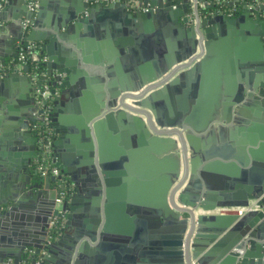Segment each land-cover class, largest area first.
<instances>
[{
  "label": "crops",
  "instance_id": "0c3cea01",
  "mask_svg": "<svg viewBox=\"0 0 264 264\" xmlns=\"http://www.w3.org/2000/svg\"><path fill=\"white\" fill-rule=\"evenodd\" d=\"M178 1L172 0L173 5L168 7H153L150 9V16L143 18L136 29L129 25L126 28L127 33H122V26L126 24L120 23L115 15L107 11L108 7H99L94 10L91 18L85 17V21L76 24L68 32H65L66 28L61 29L62 33L57 34L51 43L52 52L57 57L55 61L59 64L57 67L62 69H49L52 72L50 91L54 89V94L49 100L48 108L53 109L55 97H60L57 100L55 124L58 127L60 123L62 127L75 126L76 116L91 110H97L98 118L103 121L97 137L93 136L92 139L96 160L99 162L97 171L101 184L95 206L100 221L96 227L95 241L84 238L86 246L82 248L83 264H148L152 252L157 249L154 247V242L157 241L153 238L156 237L155 234L158 235V232L154 231L153 223H156V218L150 204L161 198L165 199L167 193L173 191L182 179L183 184L174 195L175 206L182 208L186 207L185 204H199L202 200L207 201L206 205L213 208L222 200V192L230 193L231 190H236L235 188H238L237 191L243 190L250 186L251 181L261 178L264 174V167L260 164L264 163V157L252 156L249 151L250 147H253L250 145L251 135L257 136L260 130H254L264 126V110L260 102L252 103L246 99L239 105V110L233 106L226 107L220 102V105L214 108L213 116L207 121L204 130L195 132L194 139H191L194 147L186 143V163L179 156L178 142V133H191L186 118H189L192 112L194 115L198 110L204 109L201 102L203 95L211 93L208 87L212 85L209 81L214 74L222 79L230 75V71L236 70L237 61L245 54L252 36L260 33L264 41V0H251L247 7L236 5L244 3V0H226L227 4L221 6L220 13L231 8L228 13L230 16L235 14L236 20L235 23L227 24L226 41L215 51L217 59L214 62L219 64L218 70L211 65L207 69L186 74L184 79L180 78L182 71L189 72V66L172 72L171 75L174 70H166L164 78H158L154 66L157 61L156 54L168 56V60H171L181 47L184 28L177 25L168 14V10L184 12L183 2L186 0ZM187 1L193 2L201 9L206 4L221 0ZM231 3L232 7L229 6ZM142 5L147 6H142L141 9L132 6L129 11L146 12L149 4ZM23 13V6L16 3L0 15V71L5 67V64H2L3 59L9 61L18 56L20 43L30 36L35 40L29 41L28 44L48 46L50 27L57 24L59 17L52 0H36L33 20L37 22L33 23L32 20L27 29H23L21 25L24 17H20ZM13 16L16 19H13ZM119 41L123 42L127 56L120 53ZM132 49L134 51L130 55L128 51ZM83 58L84 62L81 61ZM44 59L48 64L49 56L45 51ZM178 65L175 67H179ZM225 69L228 72H225ZM16 71L20 75L23 74L19 68ZM9 76V71L0 72V78L8 79ZM165 77L167 79L163 80ZM153 78L157 80H154L155 84L145 82ZM7 81L0 85V162L9 161L11 158L4 138L5 129L10 124H23L33 115H37L36 109L41 108L36 106L38 100L30 99L27 89L22 90L19 83ZM224 82L222 80V86H225ZM167 83L169 89H163L162 85ZM33 85L35 83L28 84L29 89L30 86L34 87ZM222 86L220 88H223ZM145 89H150L145 97L153 90H158L146 98L145 105L135 104L130 98L121 100V95L129 91L145 93ZM110 95L116 96L113 102ZM31 107H35V111L31 110ZM109 112L112 113L111 118L104 119L103 115ZM193 118L198 120L197 116ZM32 133L33 136V130ZM59 135L55 134L53 140L50 139L51 145ZM32 136L19 138L18 146L22 153H33ZM156 136L160 137L158 140L170 142L160 141L168 146V149L160 151L154 145L152 140ZM256 139V154H260L258 148L261 139ZM64 140L62 145L53 149L49 147L50 151L55 150L58 156L55 160V155L52 156L50 164L64 170V182L70 190L65 212L72 222H76L85 214H91L92 201L87 194L89 183L82 176L83 169L80 171L79 167L83 142L76 132ZM34 162L35 159L32 164ZM56 162H59V165ZM72 176L81 189L78 193L77 184L71 180ZM198 185H201V189ZM204 193H213V196L207 199L202 197ZM179 195L182 197L178 198ZM227 195L232 199L230 194ZM18 196L19 194L15 197ZM12 202L20 204L17 200ZM218 208L207 211L199 208L198 213H221ZM37 217L38 215L30 210L17 209L15 219H8L10 233L1 231L0 242L9 246H13L15 242L18 244L14 240L17 232L23 229L22 227H36ZM65 222L66 219L61 227L65 229L61 232V237L57 239L58 235L53 239H57L52 249V258L56 262L68 251L76 234L75 228ZM179 224L178 220L172 219L166 226L179 228ZM12 228L16 230L11 232ZM38 235V232H34V236ZM128 249L130 252H127ZM21 260L18 264H25L23 257ZM5 263L15 264L12 258H7Z\"/></svg>",
  "mask_w": 264,
  "mask_h": 264
},
{
  "label": "water",
  "instance_id": "95a60500",
  "mask_svg": "<svg viewBox=\"0 0 264 264\" xmlns=\"http://www.w3.org/2000/svg\"><path fill=\"white\" fill-rule=\"evenodd\" d=\"M52 1L53 7L59 13L58 22L50 27L49 36L47 37L49 45L41 47L42 52L44 53L45 51L49 56V63H46V74L42 77L50 78H52V72L49 69L56 68L62 70L61 67H57L59 65L55 61L57 57L54 56L51 48L53 39L56 38L57 34L60 35L62 33L60 32L61 29L66 28L65 32H68L76 24H81L82 21H85V17L91 18L94 15L95 9L105 6L108 7L107 11H110L120 20V23L126 24L122 26V33H127L126 28L130 25L136 29L143 18L150 16V9L153 7L163 8L173 5L172 0H116L114 2L108 0ZM179 1L182 2V0ZM16 3L23 6L24 13L20 19L30 14L24 0H4L0 6V15L7 12ZM142 4H149V9L146 12L137 11L132 13L129 11L132 6L141 9ZM183 4V13H178L177 10H168L169 17L181 28H184V31L182 32L181 47L175 52L174 58L168 60V56L156 54L157 61L156 64L154 63V66L157 70L158 78H162L166 70H174L171 71V75L172 72L189 66H191L188 69L189 72L183 73L185 71H182L179 75L180 78L184 79L186 74L207 69L211 65H214V68L218 70L219 64L214 62L217 59L215 51H218L222 46V42L226 41L227 24L235 23L236 20L235 14H231L230 16L228 13L231 8L220 13V7L227 4L226 0H221L219 5L211 2L201 9L193 2L188 3L187 0ZM232 5V3L229 4L230 7ZM236 5L247 7L248 4L244 2L237 3ZM146 6L144 5L143 7ZM13 19L16 18L13 16ZM35 21L37 22V20H33V23ZM262 36L264 37V32ZM251 38L245 54H242L240 60L237 61V69L230 71L231 74L222 79L214 74L215 76L209 81L212 82V85L208 87L211 89V93L203 95V102H201V107H204V109L198 110L194 115L192 112L189 118L185 120L189 124L191 133H178L179 156L185 163L187 154L186 143L194 147L191 139H194L196 133L204 130L207 121L213 116L212 112L215 110L214 108L220 105V102L225 104L226 107L233 106L236 110H239V105L246 99H249L252 103H262V110H264V41L260 33ZM33 40H35L34 37L30 36L22 43L28 45L29 41ZM122 45L123 42L119 41L118 48L124 56L126 53ZM125 45L130 46L129 44ZM133 51L134 49L128 52L132 55ZM81 61L84 62L85 58L81 59ZM7 63L8 61H4L3 59L2 64L6 65ZM177 64H179V67H175ZM27 68L26 65L23 67L22 75L17 73L16 70L18 68L16 67L8 69L4 67L1 69L2 73L9 71L10 76L8 79L0 78V85L7 83V80L19 83L22 90L27 89L29 91L32 101H39L36 106H40L41 108L35 111L36 106L31 107V110L35 111L37 115H33L31 118L28 115L29 119L23 124H10L4 131V138H6L7 142L6 147L11 158L9 161L0 162V236H2V232L4 231L5 233L9 232L8 227L10 225L8 219H15L17 209L19 211L22 208L30 210L38 215V217L36 218V227H22L23 229L17 232L16 237L12 236L18 244L15 242L13 246H9L0 242V264H4L7 258H12L13 263L18 264L22 261V257L27 258L25 264H35L37 261L40 264H83L82 248L86 246L84 238L87 237L90 241H95L96 227L100 221L97 213L98 209L95 206L98 201L101 184L97 171L99 162L96 160V152L92 139L93 136L97 137L98 129L103 124V121L101 118H98L97 110H91L86 111L84 115H77L75 126L65 125L62 127L60 123L59 128L55 124V120L57 117V100L60 97H55L53 109L48 108V103L54 94V89L50 91L48 99L42 97L39 87L33 85L34 87L30 86L29 89L28 84H33L34 79L31 75L27 74ZM224 71L228 72L226 69ZM139 78V80H143L141 77ZM166 79L167 77L163 80ZM154 80L156 78L148 79L145 82L155 84L157 80ZM222 80L225 81V86L221 85ZM145 82L144 84H146ZM221 86L223 88H220ZM167 87L169 89V83L162 85L163 89ZM156 91L158 90H153L148 96H152ZM148 96L145 97L143 93L135 95L133 91H129V93L121 95V100L130 98L134 100L135 104L145 105ZM110 97L112 102L116 98L114 95H110ZM122 107L127 108L125 106ZM111 114L109 112L103 115L104 119H110ZM193 116H197L198 120H194ZM32 130L34 132L33 136ZM258 130L260 131L257 136L256 134L251 135L252 141L250 140V145L253 147H250L249 151L252 156L260 158L259 155L264 157V126H260L259 129L254 131ZM74 132L80 136L83 142L82 159H79V167L80 171L83 169L82 176L89 183L87 194L92 201L91 214H85L81 220H77L76 222L71 221L67 212L59 213L58 208H55V200L59 190L65 188L67 191L69 190L67 184L64 182V170H60L61 176L57 178L53 176H41L34 170L32 164L33 159H35L36 163L45 158L51 160V157L54 155V160L57 159L58 156L55 150L47 152L45 147L48 146L53 149L57 145H62L65 142L64 139H67ZM55 134H60L59 138L55 139L51 145L50 139L53 140ZM25 136H32L33 153H22L21 148L18 146L19 138H25ZM256 137H260L261 139L258 148L260 154H256L257 148L255 146L258 144ZM157 138L160 137L156 136L152 140L154 141V145L160 151L168 149V146L161 143H168L169 141H161ZM40 141L43 142V145ZM56 164L59 165V162H56ZM260 164L264 167V163ZM100 167L104 169L102 164H100ZM191 171L193 173V169ZM192 175L190 180L192 179ZM71 180L77 184V180L73 176ZM54 183L57 187H55ZM182 184L183 179L179 181L173 191L167 193L165 199L161 198L159 201L150 204L151 208L154 209V218H156V223H153V226L155 225L154 231L158 232V235L155 234L156 237L154 236L153 238L154 241H157L154 242V247H157V249L152 252L148 259V264H224L226 262L229 264L230 262H234L233 264H238L239 262L241 264H264V174L261 178L251 181L250 186H246L243 190L237 191L238 188H235L236 190H231L230 193L222 192V200L213 208L206 205L207 201L202 200H200L199 204H185L186 207L182 208L175 206L174 195ZM77 187L78 193L81 189L78 184ZM198 188L201 189V185H198ZM213 193H204L202 197H206L207 199L212 198ZM18 194L19 196L15 197ZM227 194H230L232 199ZM182 195H179L178 198H181ZM68 197L64 199L61 205L60 209L62 211L67 209ZM14 200L19 201L20 204L13 203L12 201ZM248 205L252 206V209L241 216L236 213H213L210 215H200L198 213L199 208L207 211L218 207H242ZM9 207L12 209H8ZM52 216L63 217L66 219V225L73 226L76 231L68 251L64 253L59 262L54 261L52 258V249L55 247L54 242L61 237L60 234L65 229L60 227L57 239L48 245L45 244L47 227ZM85 219H87V223ZM172 219L179 221V228L166 226ZM15 230L16 228H12L11 232ZM34 232H38L39 235L34 236ZM8 240L10 241V239ZM129 250L127 252H130ZM221 260L224 261L221 262Z\"/></svg>",
  "mask_w": 264,
  "mask_h": 264
},
{
  "label": "built area",
  "instance_id": "2783aa9c",
  "mask_svg": "<svg viewBox=\"0 0 264 264\" xmlns=\"http://www.w3.org/2000/svg\"><path fill=\"white\" fill-rule=\"evenodd\" d=\"M4 0H0V6L1 3ZM27 6V10L30 14H28V16L24 17V19L21 21V25L23 29H27L30 27V25L32 24V20L34 19V14H35V10H36V0H24ZM215 3H220V1H217ZM264 10V9H263ZM20 60H23V55L22 53L19 54ZM45 60V59H44ZM23 64V63H22ZM19 66V70H22L21 65ZM1 72V71H0ZM43 76H45V74H43ZM143 89H141L142 91ZM147 90L145 93H143V95H146L150 90ZM38 91V90H37ZM141 91L135 93V95H140L142 93H140ZM41 95L43 98H49L50 97V88L48 86H44L42 89H40ZM47 113V112H46ZM40 143L43 145V142L40 141ZM46 151L48 152L50 150V148L47 146L45 147ZM49 159H42L40 162H38L35 166V170L41 175V176H53L55 178L61 176L60 170L58 167L50 164ZM67 189H63V190H59L58 195L56 197L55 200V208H58V212L59 213H63L65 212V210H61V205L67 195ZM252 206H242V207H221L218 208V212H233L236 213L237 215L241 216L244 213H246L247 211L251 210ZM59 223V225H58ZM64 223V218L63 217H57V216H52L51 217V221L48 224L47 227V236H46V240H45V244L48 245L50 244L53 239H55L58 234H59V228L60 226L62 227ZM4 264H12V263H4ZM35 264H40L38 261Z\"/></svg>",
  "mask_w": 264,
  "mask_h": 264
},
{
  "label": "trees",
  "instance_id": "16d2710c",
  "mask_svg": "<svg viewBox=\"0 0 264 264\" xmlns=\"http://www.w3.org/2000/svg\"><path fill=\"white\" fill-rule=\"evenodd\" d=\"M245 2H251V0H244ZM220 3H218L219 5ZM222 9V7H220ZM207 11V10H206ZM19 52L23 55V60H20L18 55L17 57L11 59L8 61V63L5 65L6 68L16 67L19 68L20 64L21 68L26 65L27 68V74L31 75L33 78L34 75V83L37 87L42 89L44 86H48L51 89L52 81L50 77H42L43 74H46V61H44V53L42 52L41 47L36 44H28L24 45L23 43H20L19 46ZM19 53V54H20ZM24 261L27 260L26 257L23 258Z\"/></svg>",
  "mask_w": 264,
  "mask_h": 264
},
{
  "label": "flooded vegetation",
  "instance_id": "af4514ba",
  "mask_svg": "<svg viewBox=\"0 0 264 264\" xmlns=\"http://www.w3.org/2000/svg\"><path fill=\"white\" fill-rule=\"evenodd\" d=\"M35 163V164H34ZM33 163V167H34V170H35V166H36V162ZM60 170V169H59ZM38 173V172H37ZM55 184V183H54ZM55 187H57V185L55 184ZM68 187V186H67ZM69 188V187H68ZM67 191V190H66ZM70 194V190L67 191V195L65 197V199L67 198V196ZM61 227V226H60Z\"/></svg>",
  "mask_w": 264,
  "mask_h": 264
}]
</instances>
